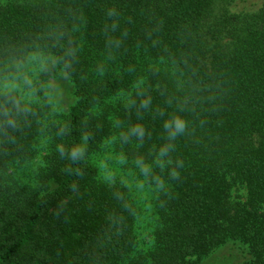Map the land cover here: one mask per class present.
I'll list each match as a JSON object with an SVG mask.
<instances>
[{
	"label": "trees",
	"instance_id": "trees-1",
	"mask_svg": "<svg viewBox=\"0 0 264 264\" xmlns=\"http://www.w3.org/2000/svg\"><path fill=\"white\" fill-rule=\"evenodd\" d=\"M212 4L0 3V64L35 48L48 51L62 70L71 62L64 72L78 97L64 123L53 128L43 190L10 179L14 164L34 156L42 110L34 108L15 130L0 134V264H194V257L231 240L248 245L247 264H264V12L232 44L211 45L215 33L204 25ZM109 9L116 17L107 16ZM109 38L119 46L109 47ZM124 92L126 101L112 112L123 129L135 123L145 128L133 151L152 164L159 218L155 251L133 261L135 204L123 187L99 182L90 161L112 133L107 102ZM142 96L151 97L148 110L128 107L129 98ZM171 115L182 116L187 126L161 167L155 155L167 140L163 122ZM65 125L67 133L58 136ZM85 133L81 159L72 162L57 152V144L80 143ZM233 181L246 184V204L231 200Z\"/></svg>",
	"mask_w": 264,
	"mask_h": 264
},
{
	"label": "rangeland",
	"instance_id": "rangeland-1",
	"mask_svg": "<svg viewBox=\"0 0 264 264\" xmlns=\"http://www.w3.org/2000/svg\"><path fill=\"white\" fill-rule=\"evenodd\" d=\"M19 0H0V3ZM23 1V0H20ZM264 12V0H213L210 16L204 25V30L213 31L214 36L209 37V43L215 44L217 40L225 44H232L233 38L244 35V30L250 27L252 20ZM221 44V43H220ZM55 59L56 66H51ZM47 64V67L43 66ZM27 72L33 77L39 87L48 81L55 82L63 91L61 98L48 97L43 88H39L36 95L39 98L35 108L42 110V134L38 137L34 156L30 160L14 164L10 170V179L14 185L18 184L29 190H43L48 187L47 182V156L55 138V126L64 123L68 108L74 104L78 97L75 83L61 69L60 61L56 56L40 48L30 50L26 55L14 58L0 64V77L17 68ZM164 69L170 70V65ZM140 82L145 77L140 76ZM127 98L126 92L109 100L111 106L109 120L112 123V133L100 149L90 157L91 163L98 169L97 180L101 183L123 187L128 192L136 207L135 234L136 243L130 253V260H139L142 256H150L156 249L155 232L159 225V218L155 209L154 187L149 175L143 174L135 161L134 142H124L119 137L123 127L118 125L115 114L112 112ZM103 112V111H99ZM131 151V152H130ZM231 200L246 204L248 189L243 182H232ZM264 210V205H263ZM252 256L248 245L242 241H229L214 249L208 255L194 257V264H247Z\"/></svg>",
	"mask_w": 264,
	"mask_h": 264
},
{
	"label": "clouds",
	"instance_id": "clouds-1",
	"mask_svg": "<svg viewBox=\"0 0 264 264\" xmlns=\"http://www.w3.org/2000/svg\"><path fill=\"white\" fill-rule=\"evenodd\" d=\"M117 13L114 9L107 11V16L116 17ZM111 29L114 31L117 27V21L113 19ZM109 47H118L119 41L109 38ZM51 66H56L55 59L51 60ZM71 66V62L67 61L62 71L67 70ZM47 67V64L43 66ZM39 88H43L45 95L59 99L63 95L62 89L53 81L40 85L39 87L34 82L33 77L28 75L19 67L15 72H10L7 75L0 77V134L4 132L15 130L24 119L28 118L34 111L35 106L39 102L36 93ZM127 105L130 108H135L137 112L141 110H148L151 106V97L142 96L138 100L129 98ZM187 122L180 115H171L163 122V129L166 134L167 140L161 144L155 155V163L163 167L168 161V155L173 149V141L182 135L186 129ZM68 131L67 126L59 128L57 135L63 137ZM146 131L142 124L135 123L128 125L125 129L119 132V137L124 142H136L138 145L143 143ZM87 141V134L82 136L80 143H73L65 145L63 143L57 144L56 150L69 161L75 162L81 159L85 153V145ZM137 167L145 175H151L153 167L151 163L145 161L143 156H140L135 161ZM176 173L173 171L172 173ZM156 182L160 188H163L162 181L156 178Z\"/></svg>",
	"mask_w": 264,
	"mask_h": 264
}]
</instances>
